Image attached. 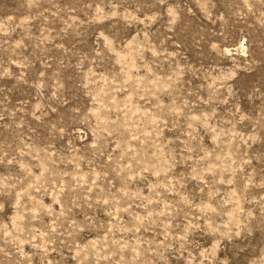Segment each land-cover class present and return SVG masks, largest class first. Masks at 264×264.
Returning <instances> with one entry per match:
<instances>
[{
  "label": "rangeland",
  "instance_id": "rangeland-1",
  "mask_svg": "<svg viewBox=\"0 0 264 264\" xmlns=\"http://www.w3.org/2000/svg\"><path fill=\"white\" fill-rule=\"evenodd\" d=\"M0 264H264V0H0Z\"/></svg>",
  "mask_w": 264,
  "mask_h": 264
}]
</instances>
